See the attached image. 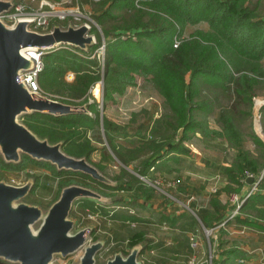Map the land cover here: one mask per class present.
Listing matches in <instances>:
<instances>
[{
    "label": "trees",
    "instance_id": "1",
    "mask_svg": "<svg viewBox=\"0 0 264 264\" xmlns=\"http://www.w3.org/2000/svg\"><path fill=\"white\" fill-rule=\"evenodd\" d=\"M102 2L106 6L94 15L106 41L102 63L99 64L92 55L99 40L86 52L73 47L57 46L45 50L41 55L42 68L37 75L40 93L71 105L85 103L89 114L53 116L32 112L20 116L21 122L37 136L45 137L49 143L60 141L64 153L84 157L89 162V156L96 148L93 144H99L104 161L111 160L113 156L120 163L126 164L132 151L142 149L148 157L137 172L139 175L147 177L151 170L169 171L167 159L174 157H164L169 153H185L180 145L181 141L193 136L195 132L203 139L219 135L215 130L206 127L201 119L211 112L216 98H232L231 108H234L236 104L243 102V99H249V93H255L256 89L264 96V18L256 17L254 8L244 5L242 0L145 1V5L151 10H159L170 16L179 29L185 24H206L205 30H196L190 40L175 47L174 25L164 21L165 19L164 22L158 20L159 18L150 11L140 9H136L140 15L128 26L134 29L133 38H120L112 21L115 17L109 15V11L114 6L118 9L130 8L132 0ZM141 14L147 17L141 18ZM110 21L112 24L107 28V22ZM99 69L102 75L103 99L109 98L112 93H122L133 83V74L149 75L150 82L167 103L175 124L172 125L166 120L164 113L156 119H143L136 124L125 126L104 120L98 115L96 102H87L89 87L99 78ZM68 72L73 76L70 81H65ZM254 85L255 88L251 89ZM208 92L213 93L211 99H197L200 93ZM227 108L230 107H221L217 114L226 129L229 128V117L233 113L226 110ZM259 112L264 131V104L259 108ZM162 131L165 133L161 134ZM147 135L152 137L148 139ZM256 142L259 143V139ZM239 150L237 161L221 168V173L227 180L222 189L226 194L239 191L240 180L245 178V173L249 172L253 176L257 173L255 161L248 153H241L240 148ZM21 160L30 161L31 158L22 154ZM157 161H160L158 165ZM30 162L45 166L56 175L59 179L57 193L62 186L70 183L90 187L107 196L113 190H132L138 194L152 190L150 186L143 188L142 185H135L125 179L124 183L116 186H106L78 172L56 171L52 165L42 163L43 161ZM94 166L101 170L100 166ZM0 167L4 170L14 168V165L0 159ZM120 169L123 173L121 166ZM122 175L126 178L130 176L127 172ZM257 186L264 187V170ZM102 189L110 191L105 193ZM210 204L214 210L221 208L216 197L211 199ZM263 207L264 193L256 191L239 204V211L242 214L261 217ZM69 214L78 220L80 218L73 210ZM110 216L114 219L118 215L114 213ZM199 219L206 227V221L200 216ZM242 220V223H250L245 218ZM111 233L112 239L117 240L112 230ZM126 238L128 246H131L141 241L144 233L138 230L128 234ZM118 246V243L114 245Z\"/></svg>",
    "mask_w": 264,
    "mask_h": 264
},
{
    "label": "rangeland",
    "instance_id": "2",
    "mask_svg": "<svg viewBox=\"0 0 264 264\" xmlns=\"http://www.w3.org/2000/svg\"><path fill=\"white\" fill-rule=\"evenodd\" d=\"M12 3H21L29 8H34L37 4V0H11ZM52 3H57L60 0H48ZM104 0H98V1H89V0H78L79 11H84L86 16L91 18L98 26V28H92L91 34H93L94 37V44L97 43L98 40H100L101 37H103L102 31L100 29L99 24L96 21V18L94 15L96 13H100L102 8L104 9L103 2ZM244 5H249L250 7L254 8V15L256 17H262L264 18V0H242ZM81 2V5L80 3ZM72 4V3H71ZM70 4V5H71ZM108 7V5H107ZM60 8V7H57ZM83 8V10H82ZM139 8H135L130 6L127 9L123 7L122 9H118L114 6V8L110 9L109 15L114 16L115 18L112 20L114 22L115 30L118 32L120 38H125L127 36H131L133 38V32L134 29L129 28L128 26H131L133 23V19L140 15V12H137ZM141 11L144 9H140ZM151 14H154L159 18L158 20L166 21L168 23H172L176 29V32L174 33L173 42H176V45L179 43L190 40L193 35H195L196 30H205L206 24L204 22H199L195 24H185L181 29H179V26L171 19L170 16H167L165 13L156 10L153 11L149 8ZM143 16V17H142ZM147 17L146 15L141 14V18ZM156 18V19H157ZM82 22V19L79 20ZM112 21L107 22L108 24L106 27H110L112 24ZM163 21V22H164ZM67 22H71V17H64L63 19H59L57 17L51 16L48 18L47 23L49 25L53 23L60 24L64 26ZM165 22V23H166ZM93 27V26H91ZM106 43V41L104 42ZM175 45V46H176ZM173 46V47H175ZM69 47V46H66ZM90 46L86 48L88 51ZM82 51V50H80ZM86 52V51H83ZM104 54V53H103ZM92 55H94L95 59L100 64L99 58L96 56L95 49L92 51ZM264 63V61H263ZM67 74V73H66ZM99 78H97L94 83L89 87V96L87 97V102H96V109L98 111V115L100 117H103L104 120L109 121L111 123H114L119 126H125L127 124H136L137 122H140L143 119H152L157 118L160 115L165 114V119L169 120L172 125L175 124V120L173 118V115L171 114V111L167 105V103L164 101V98L159 93V91L152 85L149 79V75L142 76L133 74V83L129 86H127L122 93H112L109 95V98H102V75L101 71L99 69ZM251 76V74H249ZM66 76V75H65ZM187 76V74L185 75ZM253 78V77H251ZM72 79V78H71ZM71 79H67L65 77V81H70ZM101 88V92H100ZM255 85L252 86L251 89H254ZM94 89H96V93H94ZM101 93V94H100ZM42 94V93H41ZM44 96H47L51 98L48 95L43 94ZM213 96V93H205L199 95L198 98L207 97L210 98ZM249 99H243V102H239L235 105L234 108H231L232 104V98L230 97H219L215 99V104L211 109V112L207 114L205 117L201 118L204 120V123L206 127H209L210 129L215 130L219 135H214L209 137L210 140L215 141L214 146L212 148H208V146L204 148V154L207 155L208 153H216L220 155V159L224 160L225 163H234L237 161V152H239V148L241 149V153L246 152L249 154L250 158H252L255 161V165L257 168L256 176L252 175L251 173L247 172L245 173V177L251 179V185L249 187V190L251 186L254 187L253 191L256 190V188H260L257 186L256 178L259 177V175L264 170V131L261 126V119H260V112L259 108L264 104V96L260 94V91L253 93H249ZM53 99V98H52ZM56 100V99H55ZM59 101V100H57ZM71 105V104H70ZM81 104L72 105V106H80ZM221 107H230L226 110L233 111L232 115L229 117V128L226 129L224 127V124L217 118V114L219 112V109ZM164 113V114H163ZM18 121L20 120V116L17 118ZM231 125V126H230ZM100 128V124H99ZM165 131H162L161 134H164ZM197 132L194 133L193 136H190L188 139H184L181 141L180 145L183 150L191 152V153H197L198 148L197 145L199 144V137L197 136ZM177 135V134H176ZM199 135V134H198ZM148 139H150L152 136L147 135ZM202 137V136H201ZM203 138V137H202ZM206 138L205 140L209 139ZM261 142H256V140ZM203 144V143H202ZM95 145V150L90 154L89 156V162L93 165H98L101 167V170H99L104 176H106L108 179H110L112 182L115 181L116 184L124 183V181L128 180L131 181L135 185H142L143 188H148V186L152 187L156 191L160 193H171L173 197H175L178 192L182 193L184 196L183 201L179 202H173V207H180L182 204L188 208L193 213H196V210L190 207V203L194 201L195 199H198L199 196L197 194H194L193 192L190 194L189 192L186 193V191H181L183 189H190L188 186H191V184L188 183V179L186 177H190V179H195V175H189L187 173H177L176 171H172L168 174L163 175L161 171L160 173L155 174V170H152L147 174V177H145V181L139 179L137 175H139L137 172L141 170V166L143 162L147 159L148 155L147 153H143V150L138 151H132L128 157H127V163L122 164L117 159H115L113 156L111 157V160L104 161L101 158L102 152L98 153L96 150H101V145L93 144ZM201 147V146H199ZM108 150V148L106 147ZM195 149V150H193ZM199 149V148H198ZM109 151V150H108ZM145 152V151H144ZM201 152V151H200ZM195 155V154H194ZM187 157V156H186ZM190 155L186 158L189 160ZM22 154L20 155V159L17 163H11L14 165V168H8V169H2L0 167V180H3L5 182L10 183V180H13V184H21L25 181H29L31 183V187L29 192L21 199V201L28 203V204H35L37 205L42 211H45L47 206L50 204V202L57 196V189H58V178L55 174L45 166H39L35 165L30 161H36L41 162L37 160L31 159L26 160L22 162ZM46 163V162H42ZM199 167L202 168L200 164ZM120 166L123 168V173L127 172L129 173V177L126 178V176H123L122 171L120 169ZM54 167V166H53ZM55 169V167H54ZM56 170V169H55ZM57 171V170H56ZM182 171V170H181ZM199 172V171H198ZM177 173V174H176ZM200 173V172H199ZM202 174V173H200ZM263 174V173H262ZM189 175V176H188ZM205 175V174H204ZM202 175V176H204ZM210 176V175H209ZM207 176V177H209ZM212 176V175H211ZM125 179V180H124ZM208 179H211L208 178ZM261 179V178H260ZM183 181V183H181ZM204 182V187L208 189V193L216 194L217 189L219 187V182L214 183L213 181L208 180L209 183L205 185V182L207 180H201ZM17 182V183H16ZM256 182V183H255ZM180 183L184 186L180 185ZM103 185V184H102ZM214 188V189H213ZM260 189L264 190V187H261ZM105 193H108L110 190L102 189ZM148 190V189H147ZM206 191V190H205ZM125 191L120 190H113L109 196L103 195L107 197V200L103 202V205L105 206V211H109L110 209H115L117 205V201H121L120 197H123L122 193ZM126 193V192H125ZM225 194V192H224ZM238 191H232L230 192L227 197H229L228 203H229V209H232V205L237 203L238 199ZM192 197V198H191ZM176 198V197H175ZM196 201V200H195ZM194 201V202H195ZM178 203V204H177ZM232 206V207H231ZM122 209H115V213L118 215L117 217L122 220H127L124 224L116 222L113 223L110 221L111 216H108V213L105 212L104 214L101 213V218L92 220V217H81L79 220L82 222H79V220H76V226H91L93 227L92 230H90L89 233V239L88 241H94L96 239H103L105 241L104 246L100 250V252L97 254L95 258V264H101L106 258L110 257L114 251L120 250L122 253L127 252L128 243L126 240H124L125 237H128V234L132 231H134L133 226L131 224L132 221H134V218L131 217L128 213L125 214L126 217H124L123 214H120ZM233 210L231 214H237V211L239 210V207L235 209V206L233 207ZM120 212V213H119ZM114 213L111 211L110 215H113ZM90 215V214H89ZM139 215V214H138ZM88 216V215H87ZM92 216V215H91ZM114 218L116 221H118V218ZM131 217V218H130ZM139 218H142V214L137 216ZM133 218V219H132ZM156 221L158 224H164L165 227L167 225L165 219L156 218ZM111 230L117 236V240H113L111 233ZM203 231L207 234L214 235L213 229H208L207 227L203 228ZM201 233V231L199 232ZM127 239V238H126ZM118 243V247H114V245ZM79 251L75 252L71 255H68L64 258L59 257L58 255L53 256V263L54 264H72L77 260V256L79 255ZM0 264H15L8 261H3L0 259Z\"/></svg>",
    "mask_w": 264,
    "mask_h": 264
},
{
    "label": "water",
    "instance_id": "3",
    "mask_svg": "<svg viewBox=\"0 0 264 264\" xmlns=\"http://www.w3.org/2000/svg\"><path fill=\"white\" fill-rule=\"evenodd\" d=\"M11 0H0V15L12 7ZM30 21L8 24L0 18V159L17 163L24 154L46 162L56 170L78 172L106 186L116 182L104 176L84 157H74L61 150V142L49 143L30 131L18 117L39 112L53 116L71 113L89 114L86 104L72 106L30 91L16 77L32 68L33 62L23 54L26 49H52L69 46L87 51L94 43L90 28L84 24L64 26L53 23L45 32L29 29ZM251 181L250 177L247 179ZM31 183L12 184L0 180V259L15 264H54L53 256L64 258L80 252L72 264H95L105 244L103 239L88 241L93 227L76 226L69 215L73 202L87 198L105 202L107 197L90 187L70 183L62 186L45 211L21 199ZM143 242L128 246L127 252L114 251L101 264H144L138 258Z\"/></svg>",
    "mask_w": 264,
    "mask_h": 264
},
{
    "label": "crops",
    "instance_id": "4",
    "mask_svg": "<svg viewBox=\"0 0 264 264\" xmlns=\"http://www.w3.org/2000/svg\"><path fill=\"white\" fill-rule=\"evenodd\" d=\"M198 134L197 136H200L198 141L201 145H197L199 149L195 147L198 150L197 153H194L195 155L188 151L169 153L164 158L174 157L167 159V166L170 170H155V174L160 173L159 171L163 175L176 171L178 174L184 172L195 175V179L186 177L189 178L187 185L191 184L188 186L190 189L181 191L190 194L193 192L199 196L198 199H195L196 201L194 200L195 202L190 203V207L195 209L196 213L186 209L183 204L182 208L173 207V202L183 201L182 193L178 192L175 198L171 193L162 194L152 187L151 191L144 194H138L132 190L124 192L122 193L123 197H120L121 201L116 202L118 206L115 209H122L120 214L126 217L125 214L128 213L134 218V221L131 222L134 231L129 234L138 230H142L144 233V238L137 242H143L138 258L144 264H264V207L262 208V218L251 214H242L239 210L237 214H233L229 218L235 205L233 204L232 209H229L228 194H224L222 190L227 180L221 173V168L229 166L230 163H225L220 159L219 151L205 155V146L212 148L215 141L210 138L205 140ZM96 151L101 152V150ZM188 155H190L189 160L186 159ZM158 162L160 161H157L156 165L159 164ZM197 164H200L202 168ZM210 177L211 179H208ZM204 179L207 180L205 185L209 183L208 180L213 181L214 179V183L219 182L216 194L208 193L207 187L205 189L204 182L201 181ZM247 179L248 177H245L240 180L238 199L249 190L251 182ZM181 183L180 185L184 188ZM256 191L264 193V190L259 188L252 193ZM213 197L218 200V205L221 207L219 210H214L210 204ZM104 209L103 203L87 198L76 199L71 207L75 215L84 212L79 215L80 219L88 217L87 215L90 214L92 220H99L102 217L101 213L107 212L108 216L111 211L115 213V209H110V212ZM197 213L202 217V220L206 221V227L214 230V235L203 231L205 226L202 225ZM138 214H142V218L137 217ZM70 217L75 221L78 219L71 215ZM156 218L165 219L166 227L164 224L159 225ZM244 218L250 223H242ZM110 221L122 224L127 222L120 218L118 221L115 219H110ZM200 231L201 233H199ZM124 240L127 241L126 237Z\"/></svg>",
    "mask_w": 264,
    "mask_h": 264
},
{
    "label": "built area",
    "instance_id": "5",
    "mask_svg": "<svg viewBox=\"0 0 264 264\" xmlns=\"http://www.w3.org/2000/svg\"><path fill=\"white\" fill-rule=\"evenodd\" d=\"M77 1L78 0H60L55 4L48 0H37V4L34 8H29L21 3H13L11 9L0 15V18L8 24H12L19 19H26L30 21V24L28 26L29 29L36 30L39 32H45L50 27L49 23H47L49 17L54 16L59 19H63L64 17H71V23L73 25L84 23L90 28V33H91V29L98 28V26L91 18L86 16L84 11L78 10L79 5ZM92 1H98V0H92ZM145 1L148 0H132V5L135 8L149 10V8L145 5ZM79 3L81 5V2ZM81 19L82 22L79 21ZM104 42H105L104 38L101 37L99 40V44L95 48L96 56L97 58H99L100 64L103 61V53H104V45H105ZM175 45L176 42H173V46ZM44 51H45L44 49H37V48L26 49L23 51V54L32 60L33 66L31 69L20 73L16 77V79L17 82L23 83L30 91L39 92V88L37 84V75L42 68L41 55L44 53ZM72 76L73 74L71 72H68L65 77L67 79H71ZM100 92H101V88H100ZM99 124L101 130V122ZM262 173L259 175L258 178H256L257 181L260 180V178L262 177ZM137 177L143 181L146 180L144 176L137 175ZM10 183L12 184L14 183L12 179L10 180ZM254 187L255 185L253 187L251 186L250 190H248L240 199H237L238 201L235 204V209L238 208L239 204L252 193ZM231 216L232 214L229 215V218ZM88 217H92V216L88 215Z\"/></svg>",
    "mask_w": 264,
    "mask_h": 264
}]
</instances>
